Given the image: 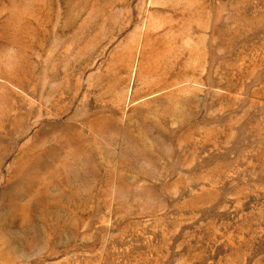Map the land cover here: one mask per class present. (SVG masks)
<instances>
[{"label": "rangeland", "instance_id": "1", "mask_svg": "<svg viewBox=\"0 0 264 264\" xmlns=\"http://www.w3.org/2000/svg\"><path fill=\"white\" fill-rule=\"evenodd\" d=\"M0 264H264V0H0Z\"/></svg>", "mask_w": 264, "mask_h": 264}]
</instances>
